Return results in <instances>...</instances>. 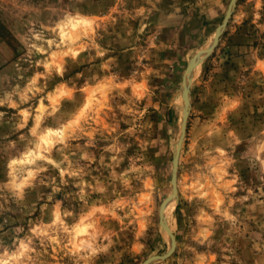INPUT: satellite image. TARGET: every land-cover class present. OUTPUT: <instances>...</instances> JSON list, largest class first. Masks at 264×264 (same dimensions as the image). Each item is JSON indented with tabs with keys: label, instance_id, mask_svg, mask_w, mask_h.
<instances>
[{
	"label": "rangeland",
	"instance_id": "rangeland-1",
	"mask_svg": "<svg viewBox=\"0 0 264 264\" xmlns=\"http://www.w3.org/2000/svg\"><path fill=\"white\" fill-rule=\"evenodd\" d=\"M229 3L0 0V264L167 251L182 79ZM212 39L164 214L174 250L148 264H264V0H237Z\"/></svg>",
	"mask_w": 264,
	"mask_h": 264
},
{
	"label": "water",
	"instance_id": "water-1",
	"mask_svg": "<svg viewBox=\"0 0 264 264\" xmlns=\"http://www.w3.org/2000/svg\"><path fill=\"white\" fill-rule=\"evenodd\" d=\"M237 0H230V3L228 5L227 11L225 13L224 19L222 23L214 29V31L211 33V35L207 39V46L204 50V53L202 56L198 57L196 60H194L186 69L183 79H182V97L184 101V110H183V116H182V122H181V134L180 137L176 143V148L174 151V155L172 158V177H171V189L172 193L174 195V200L170 203L165 204L161 209H160V218L159 222L160 225L162 226L167 239H168V249L167 251L162 254V255H152L147 257L141 264H148L154 259H165L167 258L174 250V236L173 233L170 229V227L166 224L165 219H164V214L166 212V209L170 205H175L178 201V192H177V169H178V163H179V157H180V151H181V146L183 142V138L186 133V127H187V120L189 116V106H190V92H189V85H190V78L192 76V73L194 70L200 66L210 55L213 46H214V39H212V36H216L220 34L225 27L228 24V21L232 15L233 8L236 4Z\"/></svg>",
	"mask_w": 264,
	"mask_h": 264
},
{
	"label": "crops",
	"instance_id": "crops-1",
	"mask_svg": "<svg viewBox=\"0 0 264 264\" xmlns=\"http://www.w3.org/2000/svg\"><path fill=\"white\" fill-rule=\"evenodd\" d=\"M6 42H4V40H2L1 36H0V50H3V49H6L5 46H6ZM2 59H0V66L3 64V61Z\"/></svg>",
	"mask_w": 264,
	"mask_h": 264
},
{
	"label": "bare ground",
	"instance_id": "bare-ground-1",
	"mask_svg": "<svg viewBox=\"0 0 264 264\" xmlns=\"http://www.w3.org/2000/svg\"><path fill=\"white\" fill-rule=\"evenodd\" d=\"M206 46H207V45H206ZM206 46H205V48H206ZM205 48H204V49H205ZM195 70H196V69H195ZM172 207H173L172 205L168 206L167 209H166V211H168V210L171 209Z\"/></svg>",
	"mask_w": 264,
	"mask_h": 264
}]
</instances>
